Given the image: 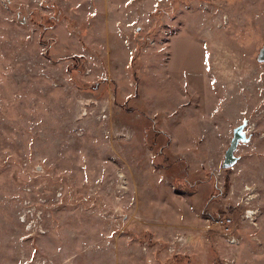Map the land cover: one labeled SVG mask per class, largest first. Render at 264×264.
Instances as JSON below:
<instances>
[{"label":"rangeland","instance_id":"rangeland-1","mask_svg":"<svg viewBox=\"0 0 264 264\" xmlns=\"http://www.w3.org/2000/svg\"><path fill=\"white\" fill-rule=\"evenodd\" d=\"M263 45L264 0H0V264H264Z\"/></svg>","mask_w":264,"mask_h":264},{"label":"built area","instance_id":"built-area-1","mask_svg":"<svg viewBox=\"0 0 264 264\" xmlns=\"http://www.w3.org/2000/svg\"><path fill=\"white\" fill-rule=\"evenodd\" d=\"M147 42L152 43V41L149 40V38L147 39ZM245 190H249V188L246 187ZM249 198H250V196L245 198L247 206L249 205V201H248ZM25 210H27L28 212H26V211L22 212L21 215L19 216V219L22 222L26 223L27 222V213H30L31 210L29 208H27ZM255 213H257V209H255V208L253 209L249 205L244 210V212L241 216L243 219L253 220V218H255V216H256ZM233 224H234V222L232 221V218L228 215H222V216L216 217L215 219L212 220V225H213L214 229L218 230L223 235H225L227 237L228 242H230V243L236 242L235 238L231 235Z\"/></svg>","mask_w":264,"mask_h":264},{"label":"water","instance_id":"water-1","mask_svg":"<svg viewBox=\"0 0 264 264\" xmlns=\"http://www.w3.org/2000/svg\"><path fill=\"white\" fill-rule=\"evenodd\" d=\"M257 53L258 54L256 60L258 62H264V45L260 48L259 52ZM244 126L245 125H239L233 130L229 146L227 147L224 153V159L222 162L223 169L231 168L233 164L236 163L237 157L235 156V151L237 149V146L240 142H244L247 140L244 132Z\"/></svg>","mask_w":264,"mask_h":264},{"label":"trees","instance_id":"trees-1","mask_svg":"<svg viewBox=\"0 0 264 264\" xmlns=\"http://www.w3.org/2000/svg\"><path fill=\"white\" fill-rule=\"evenodd\" d=\"M161 167H164V166H161ZM229 169V168H228Z\"/></svg>","mask_w":264,"mask_h":264}]
</instances>
